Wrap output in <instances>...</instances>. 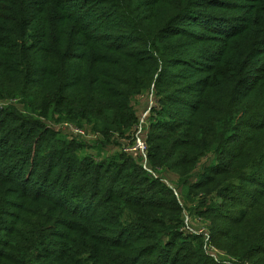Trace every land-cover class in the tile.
<instances>
[{
  "label": "trees",
  "instance_id": "trees-1",
  "mask_svg": "<svg viewBox=\"0 0 264 264\" xmlns=\"http://www.w3.org/2000/svg\"><path fill=\"white\" fill-rule=\"evenodd\" d=\"M216 1L0 0V264H264V0L231 59L204 46L238 35L202 10ZM187 25L218 35L186 40ZM146 92L162 107L151 172L121 144ZM51 121L122 152L82 156L92 146L60 139ZM163 172L193 186L208 243L228 260L185 233Z\"/></svg>",
  "mask_w": 264,
  "mask_h": 264
},
{
  "label": "rangeland",
  "instance_id": "rangeland-1",
  "mask_svg": "<svg viewBox=\"0 0 264 264\" xmlns=\"http://www.w3.org/2000/svg\"><path fill=\"white\" fill-rule=\"evenodd\" d=\"M214 1V0H213ZM259 0H217L219 2L220 7L217 9L212 8L209 9L208 7L202 9L208 12H214L217 16V19L220 21H227V22H236V27L238 30L236 34V39H224L222 42L218 44L210 45L205 43L209 48H214L213 51L217 53H226L227 56L230 55L229 59H231L232 55L236 51L245 50V29L241 28V24H244L245 17L251 14V10L255 7L261 6L258 3ZM93 6H101L97 3H90ZM77 6L82 8V4L77 3ZM94 13L93 11H91ZM95 21V17L92 15L91 19ZM188 27H184V29L188 30V35L185 37L186 40H191L189 36H192L194 40L197 38L204 39L205 41L207 38L213 36L214 32H210L208 28L203 27H192V25H187ZM99 32V31H97ZM218 35V34H217ZM221 37V36H220ZM223 37V36H222ZM225 38V37H224ZM196 60H204L200 56L194 57ZM187 76V73H183L182 75ZM182 82V81H181ZM157 95L155 92H146L141 96H137L134 98L132 104L137 111L139 122L134 128V134L131 140L129 141H122V147L124 149L130 150L135 146L136 137L141 135H146V142L147 137L149 135L150 130V123L152 120H155L158 117V112L161 110V105L158 101ZM18 108L24 113L30 115V111H26L23 105H18L15 103ZM14 104V105H15ZM168 105L167 107H169ZM173 108H178V104H173ZM169 111V108H167ZM154 111V112H153ZM154 114V115H153ZM152 118V119H151ZM163 120H167L165 117H162ZM143 121L144 123H141ZM48 125L51 126L57 133L60 139H74L76 138L77 141L83 145L92 146L89 149H83L81 151L82 156L92 157L95 161H104L108 160L116 155H119L122 152V147H108L106 149H102L101 147H96V142L99 140V137L94 136L91 131L86 127L83 130H79L74 125L65 124V123H57L56 121L48 122ZM125 151V152H127ZM137 157L138 160H141L144 165V159L140 156L139 153H131ZM211 159H215L212 157L205 159L202 161V165L200 166L199 170H203L206 164L209 163ZM148 163V168H149ZM158 177L162 179L163 184L169 186L170 188L175 190V193L179 197L182 205L186 208L185 211V218L183 224V230L187 234H191L193 236H201L203 241L206 242V249L207 252L213 256L215 259L219 261H226L228 260L227 256L224 255L221 251L215 249L211 243L209 242V238L211 237L210 230L212 223L210 221H205L199 217L198 213L200 210V202L201 199L195 195V191H192L193 186L187 185L182 186L179 182V178L172 172H163L162 174L156 173ZM216 203L219 201L215 200Z\"/></svg>",
  "mask_w": 264,
  "mask_h": 264
},
{
  "label": "built area",
  "instance_id": "built-area-1",
  "mask_svg": "<svg viewBox=\"0 0 264 264\" xmlns=\"http://www.w3.org/2000/svg\"><path fill=\"white\" fill-rule=\"evenodd\" d=\"M141 123H144V122L141 121ZM147 150H148V146L146 142V135H141V137L140 136L136 137L135 146L128 151L127 149H125V151H127L126 153L128 152L139 153L140 156H142L144 159V165H143L144 168L148 170L149 172H151L150 167L148 168Z\"/></svg>",
  "mask_w": 264,
  "mask_h": 264
}]
</instances>
